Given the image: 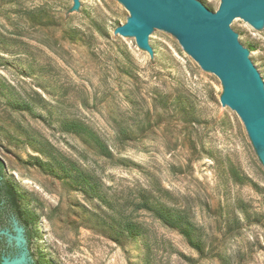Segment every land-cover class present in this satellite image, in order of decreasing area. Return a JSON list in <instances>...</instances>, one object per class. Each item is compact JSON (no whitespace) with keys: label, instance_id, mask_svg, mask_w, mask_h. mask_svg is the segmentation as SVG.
<instances>
[{"label":"rangeland","instance_id":"rangeland-1","mask_svg":"<svg viewBox=\"0 0 264 264\" xmlns=\"http://www.w3.org/2000/svg\"><path fill=\"white\" fill-rule=\"evenodd\" d=\"M72 4L0 0V162L33 263L49 264L43 219L58 264H264V168L220 81L164 31L159 64L115 35L129 16L117 0ZM236 30L264 69V33ZM142 196L183 216L192 243Z\"/></svg>","mask_w":264,"mask_h":264},{"label":"water","instance_id":"water-1","mask_svg":"<svg viewBox=\"0 0 264 264\" xmlns=\"http://www.w3.org/2000/svg\"><path fill=\"white\" fill-rule=\"evenodd\" d=\"M88 0H72L77 11ZM128 12L115 35L133 38L158 64L154 46L161 31L205 72L221 83L220 105L240 119L255 154L264 168V69L249 52L247 35L236 28L244 21L264 33V0H219L217 11L210 0H117ZM49 264H58L53 240L42 219ZM17 235L1 230L6 253L0 264H33L22 225Z\"/></svg>","mask_w":264,"mask_h":264},{"label":"trees","instance_id":"trees-1","mask_svg":"<svg viewBox=\"0 0 264 264\" xmlns=\"http://www.w3.org/2000/svg\"><path fill=\"white\" fill-rule=\"evenodd\" d=\"M66 126L70 131L77 134H82L88 140L93 142L94 146L98 149L101 156L111 158V154L107 150L105 144L87 127L77 122H66ZM121 163L125 164L124 161H121ZM50 165L51 164L49 163L45 164V167L47 169H50ZM3 167V164L0 162V221H5L8 216L13 215V217L22 224V227L24 228V231L26 233L27 243L29 245L30 232L28 229V223L23 219L22 212L19 207V196L17 195L16 190H14L13 186L4 177ZM80 179L84 185H90L86 176L80 175ZM142 199V205L144 209L153 213L156 218H158L160 221H162L163 224L167 225L168 227L180 230V232L188 239L187 241H189V243H192V239L189 234L191 225L183 216L165 207L158 201H154V199L150 200L145 196H142ZM129 226H131V224H127V227Z\"/></svg>","mask_w":264,"mask_h":264},{"label":"flooded vegetation","instance_id":"flooded-vegetation-1","mask_svg":"<svg viewBox=\"0 0 264 264\" xmlns=\"http://www.w3.org/2000/svg\"><path fill=\"white\" fill-rule=\"evenodd\" d=\"M11 218H14L13 215L8 216L5 221H0V231L1 230H6V229H9L10 230V219ZM17 222L20 225H22L18 220H17ZM1 238L4 240V237L3 236L0 237V255H1V252L6 253V248L4 246V241ZM33 264H36V263H33Z\"/></svg>","mask_w":264,"mask_h":264}]
</instances>
